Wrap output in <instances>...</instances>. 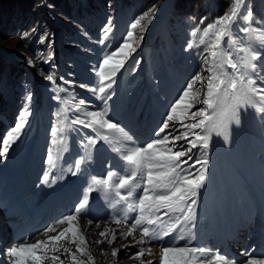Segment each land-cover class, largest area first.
Returning a JSON list of instances; mask_svg holds the SVG:
<instances>
[{"label":"rangeland","instance_id":"rangeland-1","mask_svg":"<svg viewBox=\"0 0 264 264\" xmlns=\"http://www.w3.org/2000/svg\"><path fill=\"white\" fill-rule=\"evenodd\" d=\"M30 4L26 8L22 6L20 19L12 16L9 22L0 20V141L15 126L25 108L31 112L20 138L6 152L0 144V155L9 164L38 158L45 165L49 155L53 159L59 151L63 154L71 150V154H76L79 150L90 152L127 146L118 134L108 133L121 143L109 144L97 138L94 146L86 147L87 138L96 134L71 121L77 116L87 119L84 111L97 110H106L115 123L125 117L133 123L134 115H145L148 120L151 113L163 119L186 84L202 71L198 52L203 51V46L197 44L199 35L192 37L191 32L195 28L203 29L222 16L229 0H198L195 7H192L193 0H50V4L46 0H32ZM247 5L253 11L254 24L264 21V0H247ZM153 6L155 11L149 13L151 23L141 21V26L132 30L130 25ZM129 31H133L135 50L114 77L112 87L103 94L93 92L91 89L99 87L98 66L103 57ZM189 43L195 46L188 49ZM47 75H52L55 83L47 80ZM196 87H200V82ZM206 87L205 79L200 101L205 97ZM29 93L31 101L26 99ZM109 95L111 98L105 103ZM80 100L85 104L80 105ZM203 107V103L197 102L191 111ZM251 108L246 106L240 110L239 125L246 122L247 131L256 136L260 128ZM151 119L160 125L157 118L151 116ZM191 122L185 120V123ZM170 130L175 131L171 124L166 131ZM234 133L237 138L242 132ZM197 149L193 150L198 152ZM196 168L198 172L201 165L197 164ZM122 240L119 238L117 242ZM71 255L82 263L79 253ZM71 255H63L61 264H74ZM126 261L132 263L128 257H121L115 263ZM10 262L13 264V260Z\"/></svg>","mask_w":264,"mask_h":264},{"label":"snow or ice","instance_id":"snow-or-ice-1","mask_svg":"<svg viewBox=\"0 0 264 264\" xmlns=\"http://www.w3.org/2000/svg\"><path fill=\"white\" fill-rule=\"evenodd\" d=\"M154 11L155 6L138 17L130 28L137 29L144 20L150 24L149 13ZM107 31L108 29H105L106 33ZM198 35L197 44L203 46V51L198 52L202 71L192 77L181 94L169 105L154 132V139L146 144H137L119 123L113 122L107 116L106 110L84 111L83 115L87 119H81L79 116L72 119V124L90 128L96 134L87 138L86 147L94 146L97 138L109 144L121 143L120 140L114 141L108 133L118 134L122 138V142L128 146L113 149L122 161L119 171L110 169L101 178H91L73 212L57 222L59 225L67 222L69 227L66 232H61L48 241H37L35 244L23 241L11 247L9 255L13 258V264H40L41 259L59 260L58 255L37 253L40 248L60 241L68 232L73 236L71 243L77 244L75 238L77 231L73 229V222L82 214H86L90 195L94 191L113 199V207L123 205L119 211L124 215H113L111 220L116 224L123 222L128 228V235L133 229L139 228L146 238L137 242L140 245L162 241L180 229L171 240L153 245L161 249L160 264H236L222 255H216L214 260L208 258L206 255L208 250L192 246L190 239L184 245H180L178 241L185 239L181 225L187 227L193 224L196 197L199 196L200 189L205 186L207 179L205 167L207 159H197L189 163L193 149H207L213 133L223 136L227 141L231 125L240 124V110L246 106H251L255 111L264 114V87L260 86L264 84V75L261 74L264 71L262 58L264 21H256L254 24L253 11L247 5V0H229L228 8L222 16L217 17L203 29L195 28L191 32L192 37ZM134 43L133 31H129L122 42L103 57L98 66L99 87L91 89L93 92L103 94L107 88L112 87L114 77L135 50ZM194 46L193 43H189L187 48L192 49ZM204 73H207L206 77ZM46 79L55 83L52 75H47ZM205 79L206 94L200 101L199 94L204 88ZM197 82H200V87H196ZM110 98L111 95L107 96L105 103ZM26 99L31 101V93ZM197 102L203 103L204 107L191 111ZM79 104L84 105L85 101L80 100ZM29 115L31 112L25 108L18 116L15 126L0 141L4 152L20 138ZM186 119L192 122L185 123ZM170 124L175 131L166 132L170 129ZM56 134L57 130H54L53 135ZM177 141L184 143L177 145ZM185 157L187 159H184ZM49 162L51 163V155ZM85 163V158L80 157L68 170L75 175L81 171V165ZM196 164L201 165L198 172L192 171ZM184 165L189 167L185 168ZM43 181L48 182L49 176L45 175ZM137 189H140L139 194ZM129 213L135 215L129 216ZM164 217H168L167 221ZM55 230V226H50L44 234ZM100 235L103 237L105 233ZM123 238H126V235ZM115 239L116 236L113 234L109 243ZM79 242L86 243L83 235L79 236ZM78 250L83 251L79 248ZM145 253L151 255V247H140L131 258L143 257ZM116 254V251L112 253L113 256ZM71 259L77 264L75 255H71ZM148 264H151V261ZM245 264H264V259L259 261L249 259Z\"/></svg>","mask_w":264,"mask_h":264},{"label":"bare ground","instance_id":"bare-ground-1","mask_svg":"<svg viewBox=\"0 0 264 264\" xmlns=\"http://www.w3.org/2000/svg\"><path fill=\"white\" fill-rule=\"evenodd\" d=\"M231 129V127H230ZM233 129L229 132L227 141L224 139L223 136H217L215 133L211 135V138L209 140L210 149L212 152L213 157L216 159L220 167L227 166V162L231 165V168L233 169L236 176L241 177L243 176V173L241 171L240 165L242 166L243 161L239 159V163L236 162L237 158L232 156V150L233 147L239 142H244L243 139L245 136H251V137H257L255 135H252L249 133V131H244L240 133V137L237 136V138L234 135ZM238 140L237 142H235ZM234 145V146H233ZM39 156V155H38ZM56 155H54L53 159H51V163L47 161L45 165H47V168L54 169V160ZM46 160V159H45ZM227 161V162H226ZM45 162V161H44ZM247 164V163H246ZM28 179L30 177V173L27 174ZM72 175L70 172L66 177H63L61 182L59 184H55L52 182V180H49L48 183H50L52 190L55 189V193H57L59 190L65 188L66 180ZM46 182H43L42 184H45ZM20 187L24 189L25 184L20 182ZM48 186L44 185L43 190H45ZM16 191V186L14 187ZM83 196V193L78 194V197H70L67 196V200L73 205V208L63 205L61 202L64 199V194L59 198V202L56 204L58 207H56V211H59L60 214H71L73 212V209L77 206L78 202H80L81 198ZM39 200H41L40 196L37 197ZM90 214H93L91 211L87 209L86 214H82L81 217H79L76 221L73 222V229L77 231V236L75 237L77 240V244L71 243V240L73 239L72 233L68 232L65 237H63L60 241L56 242L55 244H50L47 247L40 248L38 250L39 254L40 252L48 253L51 255H58L60 258L65 255L68 256L69 254H72L74 252L79 253L82 263L80 261L77 262V264H117V259L128 257L129 260L132 261H126L122 264H148L149 261H151V264H157L160 263V251L159 248H151V255L145 253L143 257L140 258H131L133 254H135L140 247L147 248L148 246L140 245L137 242L143 239V235L139 234L134 229L132 230L131 234L128 235V229H124V226L122 224H116L112 222H106V221H98L95 220L94 215L91 216ZM93 219V220H92ZM91 221V223H89ZM99 225V226H97ZM68 224L65 222V224L61 227H56L55 231L49 232L46 235H40L38 237H35V239L30 242L31 244H35L37 241H48L51 237L58 236L61 232H66L68 229ZM180 229L177 230L179 232ZM191 231L192 228L188 227L183 229L182 234L184 235L185 239L179 240L178 243L180 245H184L188 242V240L191 238ZM194 231V230H193ZM177 232H173L170 238L172 239L173 236L177 235ZM105 233V235L102 237L100 234ZM113 234H115L116 239L111 244L109 241L112 239ZM10 235V232H9ZM83 235L85 238L86 243H80L79 242V236ZM126 235V238H123ZM123 238L122 241L117 242V239ZM204 238V237H203ZM102 241L101 243H96V241ZM79 249H82L83 251H79ZM120 248V251H117V249ZM66 250V251H65ZM118 252V257L113 256L112 253L114 251ZM3 254H6L7 256H10L9 253L4 251ZM22 255H28L27 253H22ZM6 256V257H7ZM146 257V258H145ZM4 259V258H3ZM10 262V261H9ZM11 263V262H10ZM13 263V262H12ZM62 261L59 260H52V259H41L40 264H61ZM68 264V263H64Z\"/></svg>","mask_w":264,"mask_h":264},{"label":"trees","instance_id":"trees-1","mask_svg":"<svg viewBox=\"0 0 264 264\" xmlns=\"http://www.w3.org/2000/svg\"><path fill=\"white\" fill-rule=\"evenodd\" d=\"M32 0H0V20L4 22H9L12 16H16L20 19L22 6L31 5ZM36 1V0H35ZM50 4V0H46ZM198 0H193V6L195 7ZM193 9V8H192ZM15 17V18H16Z\"/></svg>","mask_w":264,"mask_h":264}]
</instances>
